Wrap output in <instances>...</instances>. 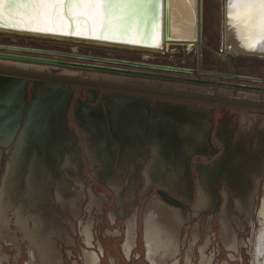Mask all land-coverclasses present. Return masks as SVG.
<instances>
[{"label":"water","instance_id":"95a60500","mask_svg":"<svg viewBox=\"0 0 264 264\" xmlns=\"http://www.w3.org/2000/svg\"><path fill=\"white\" fill-rule=\"evenodd\" d=\"M224 2L227 4V0H224ZM155 8L156 6L153 5V12H155ZM168 10V0H162L158 31L154 28L155 21L153 19L147 21L140 19L133 22L130 30L132 35L136 37L135 43L121 42L119 35L114 39L110 38L102 41L92 40L86 36H63L69 37V39L61 40L52 37V35H62L50 32H31L26 30V25L13 27L5 21L3 26H0V58L264 93V86L260 85L264 83V52L262 51L227 54L228 70L203 67L200 51L197 52L194 58V64L187 63V58H185L186 62L174 60L171 56L173 54L168 53L174 47L169 45L174 43L180 46L182 39L175 38L169 30L171 18L166 16ZM5 30H11V32ZM28 33L52 35L46 37ZM141 36L145 38L140 39ZM197 37L199 41L201 38L206 41L203 30H197ZM19 39H24L25 42H19ZM34 39L65 44L77 43L88 47L104 48L113 51V53H91V51L80 53L69 50H56L53 49L54 47L29 43ZM163 40H165V44H163ZM157 42H160L158 47L154 46L158 44ZM188 47L189 44L186 45V49ZM223 47L221 31L218 37L220 52L223 51ZM259 47L260 45H257V48ZM163 48H165V51ZM4 50L23 53H12ZM133 52L147 57L135 59L127 56V53ZM35 54L83 58L113 64V66L61 60ZM159 57L170 59L159 60ZM233 59L251 61V63L256 61L261 64L263 71L260 74L248 72L238 66ZM168 72L185 74L196 72L197 76H182ZM201 75L212 77V79L202 78ZM218 78L222 80H218ZM29 82H32V86L28 89ZM77 86H82L84 90L82 95L76 96L72 104ZM82 97L85 99L83 100ZM167 97L179 99L184 97L186 100L195 99L197 101L185 102L171 100ZM155 98L163 100L157 101ZM202 101L208 102L207 104H211L214 108L215 104L227 103L264 109V102L240 99L232 95L219 97L213 96L211 93H189L130 83L60 77L0 66V171L4 164L3 147L8 148L16 143L20 144L21 147L20 154L16 153V163L23 166L22 174L27 171L30 160H32L30 170L33 166L42 165V161L47 162V164L50 163L48 162L50 159L47 161V151L50 146H52L55 153L50 158L52 162L57 163V166L60 161L56 160V156L60 150H63L66 158L72 147L80 151L76 135L68 126V112L71 105L70 115L80 129L88 160L90 162L92 157L95 166L115 172L124 152L127 155L124 161H127V163L130 161L142 163L145 171L152 157L165 151L172 158H177L178 165L181 159H187L189 165L190 157L196 154L204 156L212 145L213 118L212 115H210V118L206 115L203 116L202 109L197 106ZM160 103L163 106V111L158 108ZM88 137L95 141V154L92 153V149L89 147ZM12 152L7 164L13 157ZM23 152L24 156H21ZM41 153L43 157L40 156ZM34 158L36 159L35 163H33ZM44 163L41 167L42 170L40 169L42 176L48 174L43 172L44 170H49L47 164L44 165ZM171 165L170 161L169 166ZM7 172L8 166L3 175V184ZM51 176L53 177L54 174ZM158 193L168 203L181 206L184 204L181 202L183 198L173 194L168 188L158 189ZM175 195L181 198L180 201L176 200Z\"/></svg>","mask_w":264,"mask_h":264},{"label":"flooded vegetation","instance_id":"af4514ba","mask_svg":"<svg viewBox=\"0 0 264 264\" xmlns=\"http://www.w3.org/2000/svg\"><path fill=\"white\" fill-rule=\"evenodd\" d=\"M31 86H32V82H29L28 88H30ZM76 94L77 91L75 90L72 104L77 96ZM82 99L84 100L85 98L82 97ZM221 104L227 105V103H221ZM234 109L235 108H233L231 111L232 115L237 113V111L236 112L233 111ZM245 111L249 112V111H259V110L245 108ZM259 112L264 115V110H261ZM214 114H215V109L213 116ZM68 119H69L68 120L69 127L70 128L74 127L73 125L75 123L73 122L70 113H68ZM230 120H231L230 115H225L223 117V120H221L219 123V128L218 131L216 132V135L214 136L212 134L211 148L206 151V154L204 155L205 157L203 156L204 158H206V160L200 159V162H197L196 164L197 166L194 165V167L192 165V160L197 157L201 158L202 156L196 154L190 157L189 165L187 164V161L185 159L184 160L181 159L179 161L180 168L179 167L178 168L180 169L181 174H179V180L175 182L173 181L172 186L173 188H176L175 194L183 198V199L179 197H177V199L175 198L178 201H180L179 199H181V202L184 203L183 206L178 204H173L175 206H178L176 208L175 206L165 202L166 200L163 198L165 200L164 201L165 204H167L168 206L174 209V216L175 215L178 216L176 228L179 234L177 235V239H176L177 244L175 243L173 245V250H174L173 264H181L184 258L182 248L186 247L187 243L184 241V238L186 237H183V232H184V226L187 223H190L191 230L188 229L187 232L189 231L188 234L189 235L191 234V238L189 242V248L186 250L185 264H197L196 260H198V258H200L199 264H219V262H217V258H218L217 256L218 253L222 252L220 251L221 248H219L218 250L210 251V253L208 252V250L210 249L209 247L213 244L214 241H217L220 247L223 246L226 249L228 248L230 250L235 251L238 256L229 253V255L232 258L236 256L239 260H242L241 250H243L244 247H248L251 243V241H249L248 239V236L247 237L245 236L247 234V229L250 227V225H251L250 229H252L253 227L251 224V220H253V217L257 212L260 192L263 191L262 184L264 186V182L262 183V180L264 179V137H263L264 124L262 123V121L259 120L255 121L253 119L252 120L247 119L243 121L242 119L244 124L242 127V131L240 132V135H238L240 123L239 124L234 123L233 125H230ZM71 124L73 125L71 126ZM217 137L220 139L221 147L217 146L215 142V138L216 140H218ZM89 143L90 141L88 140V144ZM77 144L79 145L80 151H78L77 149L75 153L76 155L73 154V149L75 147H72L71 151L67 154V158L65 154H63V150H60V152H58L56 156L57 157L56 160L60 161L58 165V171H55L56 169L54 170V168L57 167V163L52 162L50 158V156L55 155L54 150L52 149V146L48 144V146H50L51 149L48 148L47 161L50 159V161H48L50 163L47 164V162L46 163H44V161L41 162L42 165L43 163L44 165L47 164L49 170H44L43 172H46L48 174L42 176L43 175L41 174L42 165L33 166L32 170H30L29 167L32 162V160H30L27 171L25 173V177L29 175L28 176L29 182L28 184H26L24 179L22 180L21 189L23 191L19 189L20 187L18 186L19 182H15L14 185L15 187L13 192H14V197H16L18 200H15L16 202L15 208L13 207V211L10 212L13 213H15V211L20 212L19 216L21 218H25L29 216L28 219L29 220L31 219L29 223L34 222L33 218L37 219V221L39 222L37 224L38 233L31 235L32 227L30 226L28 228L29 230L27 231L28 232L27 234L32 239V240L29 239V241L40 242L46 240L45 238L48 237L53 238L55 235L59 234L62 236L64 234L66 235L65 238L67 240L69 239L68 243L74 242L70 232L67 231V228L65 226L62 225V228H64V230L60 229L58 225L56 226V224H58L57 222L60 223L59 220L60 218L61 219L71 218L70 216H73L74 212L69 211L71 209V207L69 206L63 209L66 210L64 213L56 212L59 208L57 207L58 202L62 201V204L65 201L67 202L68 201L67 198L70 197L69 195L70 192H74L81 197L79 199L81 201L76 202L79 203L77 207H79L80 209L83 208L90 201H92L91 199H89L91 197L93 199L92 202H94L93 215L95 210L96 216L99 218V220L102 218L101 217L102 212H104L105 209L104 205L107 202H110L111 200L112 196L110 195L109 192L99 194L96 192V188H95L96 185L87 182V179L85 178L86 172L84 169L85 167L84 153L86 152V150L84 152L85 143L83 142L81 145V142L79 141ZM10 147L11 150H13V145H11ZM18 150H19V146H18ZM20 151L21 150H19V152ZM40 156L43 157V154L41 153ZM6 158H8V156H6ZM33 160H34L33 163H35L36 159L34 158ZM62 161H65L64 165H62L63 163ZM94 165L95 162L93 160L90 161V167L92 168L94 167ZM128 165L129 163H127L126 168L124 166L122 167V169L120 168L121 171H123V175L120 174L117 180L114 179V177H112L113 170L108 169L107 171L108 175L110 174L112 175L108 178V181H105L103 177L101 178L99 176L98 172L101 168L95 170L94 172L97 178L102 181H105L110 188L113 186L114 188L119 187L121 189L120 190L119 188L118 189L115 188V190H113L116 192V198L113 197V200L116 202V207L118 206L117 201L119 200L123 192L127 190V188H129L130 186H139L137 193H139L142 199H144V197L146 196V194L149 192L150 189H155L154 190L155 193L151 197L144 199L145 203L144 201L143 202L140 201L142 209L139 210L138 224H140L141 226L142 235H140V230L138 228L139 235L137 234V236L135 237L136 241L134 240L135 238H133V241L136 242L135 246L132 249L133 252L131 254L132 255L131 258L133 262L129 263L124 258V261H127L129 264H136L135 261L138 258H140V256L143 254L142 252L137 251V249L139 248V241L143 252L144 249L146 248L144 242V236H143L144 234L143 214L146 213L147 211L145 206L147 207L148 201L159 196V194L156 193L157 187L147 188V186H164V184L157 182L148 183L146 176L143 174V169L140 171V174H142L141 175L142 179L140 183L137 181V176H136V181L138 183L132 180L125 182V175H126L125 172L129 170ZM88 166L89 164H87V168ZM4 168L5 165L3 166L1 171L0 184H1V177L4 173ZM178 168H173V173H175L176 169ZM53 174L54 176L52 177L51 175ZM156 181L159 180L157 179ZM86 186L89 187L88 190ZM90 186H92L93 189H91ZM142 186H144V188L140 191ZM143 190H145L144 191L145 193L141 194ZM135 195L137 196V194ZM19 196L20 197L22 196L23 199H20ZM28 196H33L34 200L31 203L27 202V204L24 205L23 202L21 201H24V198H28ZM35 196L44 197V198L42 202H39L41 201V199H38ZM1 197H3V192L0 195V200ZM59 197H61L60 200H58ZM7 200H10V198H7V196H5L4 201ZM0 202H2V200ZM48 205L49 207L51 206L53 207L50 209L46 207ZM44 206L46 209H44ZM0 207H1V203H0ZM87 207L88 209L87 208L86 209L89 210L90 214L87 211L84 212L87 214V216L92 215V212L90 211V205H88ZM50 211L51 212L53 211V213L50 214ZM112 211L109 213V217L110 214H112ZM68 212H71V214H69ZM130 215L132 214L129 213V215L127 216L123 214L119 215L122 217L123 221L125 222L124 225L126 226V228L123 231L120 230L121 232L119 233L120 236H124L122 243H124V238L125 239L127 238L126 231H127L128 223L126 221H127V217L128 219L131 218ZM74 217L76 220L80 222V219L83 216L81 213H79V216L77 215ZM44 221H46L47 223L53 222V224L55 225L48 232L42 231L40 227L42 226L41 222ZM130 222L137 227V224L133 220L130 219ZM33 229L36 228L33 227ZM204 230L205 233L203 235ZM123 232L124 235H122ZM43 233H45L44 234L45 236H42ZM109 233L110 234H106L107 235L106 238L111 240V242H114L112 243V245H114L116 243L114 239V235L111 234L112 232ZM119 235L115 234L116 236L115 238L119 237ZM201 239L202 240L205 239L204 244L198 248V252H197V246L200 243ZM118 243L119 241H117V244ZM93 248H95V250H99L98 247L96 246H93ZM103 250L105 251V248ZM84 251H86L85 247L83 252ZM110 251L112 252L111 257L114 259L112 261L115 264H117L116 262H118L119 264H126V262L122 263L120 257L117 254H115L117 250L115 249L114 246L112 250L110 249ZM195 257L196 260H194ZM83 260H85L86 264H88V261L85 258H83ZM202 261H204V263H201ZM222 264H230V263L225 260Z\"/></svg>","mask_w":264,"mask_h":264},{"label":"bare ground","instance_id":"6f19581e","mask_svg":"<svg viewBox=\"0 0 264 264\" xmlns=\"http://www.w3.org/2000/svg\"><path fill=\"white\" fill-rule=\"evenodd\" d=\"M169 7H171V17H170L171 23H170L169 30H171V33H173V36L175 38L182 39L180 46L176 45L174 43H171V45H169L170 47L172 45H173L172 47H174L173 49L168 51L169 54L170 53L173 54V55H171L173 58H175V56H177L180 52H183V56H182L183 59L195 58L196 55L194 53H191V51L194 49V46H195L197 52L198 51L201 52L202 65H203V67L205 66V64H204L205 54L202 51V49L204 48V44H205L204 42L205 41H203V38H201L200 41L198 40L197 30H203L204 37L209 36V38L215 36L216 30H218L217 34L219 37L220 33L222 31L224 47H223V51H222L223 54L221 55V57L225 58V60H226L225 62H227V54L250 52L249 50H247L243 46L244 41L241 39V33L238 31L237 28L232 27V25L228 22L227 4L224 2V0H195L194 4H192V7L195 9V13H194V15L191 16L190 19L186 14L183 5L180 3H177L176 0H174V2ZM217 7H218V12H217ZM5 31L11 32V30H5ZM28 34H32V35H36V36H46V37H50L52 35V34L49 35V34H39V33H28ZM52 37L59 38L61 40L69 39V37L56 36V35H52ZM19 42L24 43L25 41H24V39H19ZM48 42L49 43H55L56 45L55 46L53 45L52 47H54L53 49H56V50L61 49L62 51L69 50V51L80 52V53H85V51H91V53L92 52L93 53H105V54L106 53H113V51L107 50L104 48L88 47V46H84L82 44H77V43L65 44V43H58V42H53V41H43V40H37V39H34L33 41H29V43H32V44L37 43V44H40L42 46H45V45H43V43H48ZM59 44H62V45L59 46ZM158 44H160V42ZM163 44H165V40H163ZM188 44H189V47H188V49H186V45H188ZM229 46H231V48H229ZM163 50L165 51V48H163ZM4 51L12 52V53H19V54L23 53L20 51L18 52V51H11V50H4ZM35 55L57 58V59H61V60H69V61H76V62H91L94 64H103V65L113 66V64H107L104 62L92 61V60H87V59H83V58H70V57L61 56V55H47V54H35ZM124 55H126V54H124ZM127 56L133 57L135 59L139 58V57H147L146 55H141L140 53H135V52L127 53ZM190 56H193V57H190ZM207 59H210V57ZM174 60H176V59H174ZM178 60L180 61V59H178ZM233 61H236L238 66L243 67V68L245 67V69L250 67L249 68V69H251L250 71L254 72L256 74L257 73L260 74L263 71L261 64H258L256 61L255 62L253 61V63H251V61L238 60V59H233ZM212 62H215L213 60V58H212ZM0 66L16 68V69H19L22 71H34V72H39V73H47V74L54 75V76L70 77V78H76V77L77 78H83L82 75L84 76L85 74H87L86 76L90 77L89 79H91V77L92 78H99V80H97V81H106V82H112L113 81V82L130 83L131 84L134 82L143 81L141 79V77H137V78L132 77L131 78V76H128V75L113 74L110 72L109 73H107V72H96V71H92V70H91L92 72H86L85 70L83 71V69L81 71H77V70H71V69L64 68L67 66L59 67L61 65L26 62V61H21V60H12V59H5V58H0ZM118 66L127 67V66H122V65H118ZM70 68H72V67H70ZM146 70H150V69H146ZM151 71L167 73L165 71H159V70H151ZM168 73L179 74L182 76H190V77H196L197 76L196 72L191 73V74H185V73H181V72H168ZM194 75H196V76H194ZM201 76H203V75H201ZM202 78H207V77L203 76ZM208 79H210V78L208 77ZM151 82L154 83V80ZM155 83H157L159 85L160 84L161 85H167V83H163V82H161V80L157 81ZM175 85L178 87H181L177 84H175ZM260 85L264 86V83H261ZM192 88H193V86H192ZM181 91H187V89L182 88ZM226 91H227L226 96L231 95L228 90H226ZM189 93H191V92H189ZM192 93H197V92H192ZM204 93L205 94L211 93L213 96L223 97V96L218 94L219 92L217 93L216 91L211 92L210 90L209 91L206 90ZM236 93H237V90H236ZM242 93H244V94L241 96H245V97H249V98L254 97V96H251L250 95L251 93L249 94L247 91L246 92L242 91ZM261 93H263V92H260V94ZM201 94H203V93H201ZM262 97H264V95ZM262 97H261V99H262ZM167 98L171 99V100H180V101H185V102L193 101V100H186V99H181V98L179 99L176 97H167ZM239 98L244 99L242 97H239ZM155 99L157 101L163 100L160 98H155ZM245 100H249V99H245ZM250 101H255V100H250ZM202 102H205V101H202ZM202 102L198 103L197 106H199L202 109L203 116L206 115V117L210 118V115H212V118H213V113H214V109H215L214 106H212L211 104H207L208 102H205V103H202ZM255 102H264V101H255ZM233 111L236 112V109H234ZM241 115H242L243 121L247 120V119H250V120L253 119L255 121H258V120L262 121V123L264 124V115L261 114L259 111L247 112V111H245V109H242ZM68 126H69V124H68ZM2 136H4V135H2ZM211 137H212V134H211ZM88 140L90 141L89 147L92 149V153L95 154V151H94L95 150V148H94V146H95L94 142L95 141L93 139H90L89 137H88ZM10 146L7 148L9 154H11V152H12ZM18 146H19V150H20L21 147L19 144L16 143L15 145H13V149H15V150H14V152H12V155H13L12 159L10 160L9 164H7V166H8L7 176L4 179V184L2 186H0V195L3 192V197H1L2 202H0L1 203V207H0V264H11L13 262H15L16 264H37L36 263L37 261L38 262L41 261L40 264H63L62 253L57 251L55 241L52 240L54 243L53 245L48 244L52 238L48 237L47 240L40 241V242L29 241V239H31V238L28 236L27 231L29 230L28 228L30 226L32 227L31 235L38 233L37 224L39 222L37 221V219L33 218L34 222L32 224H30L31 222L29 223V221L31 219L30 220L28 219L27 223L25 224L23 221H21V219L19 220V216H18L19 213L18 212H16V211H15V213L12 212L14 217H11L9 214L10 210L13 211V207L15 208V203H16L15 200H18L16 197H14V192H13L14 187H15L14 186L15 182H19L18 186H20L19 189L21 191H23L21 189L22 180L25 179L26 184H28V182H29V178H28L29 175H27L25 177L26 172L24 174H22L23 166H20V163L19 164L16 163V153L20 154V152L18 150ZM70 151H71V149H70ZM164 153L160 152V153L155 154L152 157L151 161L148 162L149 164H148V167L146 166L145 171H144V166L142 163H138L136 161H135L136 163H133L132 161H130L129 165H128L129 166L128 171L130 172V175H129V178L127 181H130V180L136 181V176H137V181L140 183V181L142 179V176H141L142 174H140V171L143 169L144 175L146 176L148 183H152V182L155 183V181L157 179L160 182L164 183V186H147V188H150V187L151 188L157 187V189H167L168 188L169 190H171L173 192V194H175L176 188H173L172 185H173V181L175 182V181L179 180V174H181V171L179 169L180 166H179V168L177 167V158H175V157L172 158L171 155L166 153V151ZM21 156H24V152ZM126 156L127 155L123 152L122 153V159L119 162L117 170L115 172H112L113 176L111 174L110 175L107 174V171H108L107 168L100 169L98 172L99 176L101 178L103 177L105 181H108V178L110 176L114 177V179L117 180L119 178L120 174L123 175V171H121L122 167L124 166L126 168L127 161H124V159H126ZM90 160L92 161V157L90 158ZM170 161L172 163L171 166H169ZM4 165L5 164H3V166ZM179 165H180V162H179ZM173 168H178V169H176L177 173L176 172L173 173ZM163 170L165 171V173H162ZM167 170H170V172H168ZM1 171H2V169H1ZM1 171H0V176H1ZM128 171H126L125 173H127ZM4 173H5V171H4ZM2 179H3V175L1 177V180ZM90 187H91V189H93L92 186H90ZM111 188H113V190H115V188L118 189L119 187L114 188L112 186ZM138 188H139V186H130L129 188H127V190H125L123 192V194L121 195V197L117 201V203H118L117 208L112 211V214H110L111 215L110 217L113 220L115 218H117L119 215L123 214V215L127 216V215H129V213L131 214L133 211L138 210L136 218H138L137 221H139V210L142 209L141 204H140L142 197H140L139 193H137ZM9 191H11V192H9ZM144 191L145 190H143L141 192V194H144L145 193ZM135 194H137V196ZM69 195H70V197L67 198L68 201L63 202V204L61 205V208L65 209L68 206L71 207V209L69 211L74 212L73 216H77V215L79 216V213L82 214L83 217L81 219L80 218H78V219H80V223H81L80 229L83 233V238H84L85 244H87V247H85V250L90 253L89 255H91V254L94 256L96 255L97 261H98V262L97 261L96 262L98 264H102L103 263L102 259L105 258L106 253L103 250L104 247H103V244L101 242H99L98 245L95 244L97 241V236H95L94 229L98 230V228H96L95 225H96L97 221L99 223H100V221L96 215H93V206H94V202H92L93 199L90 197L89 199H91L92 201H90L88 203V205H90V211L92 212V215L87 216V214L84 212V207L81 209L79 207H77L79 203H76V202L81 201V200H79L81 197L74 192H70ZM5 196H7V198H10V200L4 201ZM138 196H139V198H138ZM60 198L61 197H59L58 200H60ZM160 198L158 196V197H155V198L151 199L150 201H148L147 207L145 206L147 211H146V213L143 214V231H144L143 236H144V242H145L146 248L144 249V252L140 256V258H141V260L143 259V261H145L146 264H158L159 259L165 260L168 258L170 251L174 255L173 247L170 248V239H171L170 234L172 232L170 221H171V218L173 220L174 209L172 207L168 206L167 204H165L166 201L163 198H161V199ZM20 199H23L22 196L20 197ZM260 199H261V202H260ZM63 201H64V198H63ZM21 202H23L24 205L27 204V202H28L27 198H24V201H21ZM145 208H144V210H145ZM33 210H34V208H33ZM51 213H53V211L52 212L50 211V214ZM68 213L71 214V212H68ZM34 214H35V212H34ZM256 215H258V219L260 220V223H259L260 226H259V229L257 230L256 229L257 228L256 221L251 220V224L253 226L251 229L252 237H253L252 238V244L250 246L252 249L251 250V255H252L251 260H252V264H264V187H263V191L260 192L259 202H258V206H257V212H256L254 218H256ZM119 217H121V216H119ZM159 217H160V223H159ZM13 219L15 221H12ZM64 219L67 221L69 220V222L71 220V225H72V227H74V229L77 227V225L75 227V224L71 218H64ZM85 222H86V224H84ZM127 222H128L127 231H126L127 238L124 240V243L121 242L122 245L120 244V246H118L117 248H118V250H121L120 252L123 256V259L125 258L129 263H132L133 262V260L131 258V256H132L131 254L133 252L132 247H134V245L136 244V242H135L136 238L135 237L137 236V234L139 235L138 228L140 230V235H142V234H141L140 224H137V227L134 226V224L130 222V219H128V217H127ZM163 222L165 223V226H163V224H162ZM57 223L58 224H56V226L58 225V227H60V229H62V224L59 222H57ZM12 224H14V227L19 232L22 233L21 236L17 235V230H15L12 227ZM33 227L36 229H33ZM109 232H110L109 229H106V234H110ZM49 234H50V232H49ZM122 235H124V232L122 233ZM115 237L116 236L114 233V238ZM99 238H101V237H99ZM133 238H135L134 239L135 241H133ZM64 241H66V243H68L69 239L67 240L65 238ZM249 241H251V239H249ZM20 242L22 243V245L20 244ZM110 242H111V240H110ZM116 244H117V241H116ZM7 245H9V246L12 245L11 248L14 251L17 250L16 254H14L13 256H12V254H9L8 253L9 251L7 252L5 250V248H7ZM24 245H26L27 250H25ZM93 246L98 247L99 250H95V248H93ZM113 246H115V245H112V242H111V246H110L111 250H112ZM25 251L27 252L28 256H26V259L23 260L21 263L20 259L23 257ZM116 254H118V253L116 252ZM76 255H77V253H76ZM103 255H105V256H103ZM136 255H137V253H136ZM106 258H107V256H106ZM111 259L114 260L112 257H111ZM136 261H135V263H136ZM112 263H114V262L112 261ZM201 263H204V261H202Z\"/></svg>","mask_w":264,"mask_h":264},{"label":"snow or ice","instance_id":"6c2138e0","mask_svg":"<svg viewBox=\"0 0 264 264\" xmlns=\"http://www.w3.org/2000/svg\"><path fill=\"white\" fill-rule=\"evenodd\" d=\"M173 2L168 0L169 6ZM176 2L183 5L189 19L194 15L195 0ZM161 4L162 0H0V26L7 21L13 27L26 25L31 32L86 36L98 41L119 35L121 42L135 43L136 37L130 30L132 23L153 19L158 31ZM166 16L171 17V7ZM227 17L241 33L247 50L264 52V0H227Z\"/></svg>","mask_w":264,"mask_h":264},{"label":"rangeland","instance_id":"374dc122","mask_svg":"<svg viewBox=\"0 0 264 264\" xmlns=\"http://www.w3.org/2000/svg\"><path fill=\"white\" fill-rule=\"evenodd\" d=\"M217 12H218V7H217ZM218 30H216V33H215V36L214 37H210L209 38V36H206V41L204 42L205 44H204V48L202 49V51H203V53L205 54V60H204V64H205V66L206 67H210V66H207V65H213L214 63H216V62H212V58H213V60L214 61H220V57H221V55L223 54V52H220L219 51V49H218ZM43 45H45V46H50V47H52L53 45L55 46L56 44L55 43H43ZM62 44H59V46H61ZM64 49V48H63ZM211 50V51H210ZM215 52V53H214ZM191 53H194L195 55H197V50H196V47L194 46V49L191 51ZM209 55V56H208ZM183 52H180L177 56H175V58H173V59H176V60H178V59H180V61H183V62H186V60L185 59H183ZM190 57H193V56H190ZM210 57V59H207V58H209ZM168 59H170V58H168V57H159V60H168ZM179 61V60H178ZM194 58H191V59H188V61H187V63H190V64H194ZM219 65H222V66H224V68L223 69H225V70H228V66L227 65H224L223 63L222 64H219ZM59 67H62V66H59ZM64 68H67V69H71V70H77V71H81L82 69H79V68H70V67H64ZM250 67H248V68H246L245 69V67L243 68L242 67V69H244V70H246V71H250L251 69H249ZM249 69V70H248ZM86 71V72H92V71H96V70H86V69H83V71ZM96 72H102V71H96ZM107 73H109V72H107ZM113 74H115V73H113ZM87 74H85L84 76L82 75V77L84 78H90V77H87L86 76ZM194 76H196V75H194ZM132 77H135V76H131V78ZM201 77H203V76H201ZM137 78V77H136ZM210 79H212V77H209ZM91 79L92 80H99V78H92L91 77ZM140 79V78H139ZM141 79L143 80V81H138V82H134V83H131V84H134V85H142L143 83L144 84H147V85H154V84H157V83H155V82H157V81H160L161 79H153L154 80V83H152L151 81H153L151 78H143V77H141ZM207 79H208V77H207ZM149 80V81H148ZM218 80H222L221 78H218ZM147 81V82H146ZM149 82V83H148ZM161 82H163V83H167V85L169 84V85H171V86H173V87H176V88H191V89H196L197 91H211V92H219L218 94L219 95H221V96H223V97H225L226 95H227V91L226 90H228L229 92H230V94L232 95V96H235V97H242V98H244L245 96H241V95H243L244 93H242V91L243 92H246L247 90H241V89H235V88H227L226 89V87H216V86H211V85H201V84H194V83H188V82H182V81H169V80H161ZM143 84V85H144ZM175 84H177V85H179V86H181V87H178V86H176ZM183 85V86H182ZM186 87H185V86ZM160 86H162V85H160ZM192 86H193V88H192ZM198 88H196V87ZM205 86V87H204ZM204 89V90H203ZM83 90H84V88L82 87V86H77V88H76V91H77V96H80V95H82V93H83ZM235 90V91H234ZM236 90H237V93H236ZM233 92V93H232ZM251 96H254V97H245L244 99H249V100H255V101H264V97H262L263 95H264V93H261L260 94V92H255V91H247ZM192 93V92H191ZM235 93V94H234ZM259 93V94H258ZM238 95V96H237ZM260 95V96H259ZM261 97H262V99H261ZM252 98V99H251ZM181 99H185L184 97H181ZM189 100H193V99H189ZM193 101H197V100H193ZM71 107H72V105H71ZM71 107H70V109H69V112L68 113H70V111H71ZM233 108H235L236 109V111H237V113H235L234 115H232L231 114V111H232V109ZM245 109V108H247V109H253V110H259V111H261V110H264V109H262V108H259V107H253V106H249V105H231V104H215V114H214V116H213V128H212V134L215 136V133L218 131V128H219V123H220V121L221 120H223V117L225 116V115H230V125H233L234 123H237V124H239L240 123V125H239V133H238V135H240V132L242 131V127H243V124H244V122L242 121V116H241V109ZM73 122L77 125V123L73 120ZM259 124H260V122H259ZM217 139L219 140H216V138H215V142H216V144H217V146H219V147H221V142H220V139L217 137ZM83 143V142H82ZM83 147H84V144H83ZM3 150H4V164H5V168H4V171H6V169H7V163H8V160H9V156H10V154L8 153V150H7V148H4L3 147ZM84 152H85V149H84ZM76 153V148H74L73 149V154L74 155H76L75 154ZM63 154H65V153H63ZM66 155V154H65ZM84 155H85V157H84V160H85V167H84V169H85V172H86V174H85V178L87 179V182L88 183H91V184H95L96 186H95V188H96V192L97 193H99V194H101V193H106V192H109L110 193V195L112 196L111 197V200H110V202H107L105 205H104V207H105V209H104V212H102V218L99 220L101 223H99L98 221L96 222V228H98V230L97 229H94V232H95V236H97V241H96V243L95 244H97L98 245V243L99 242H101L102 244H103V247L105 248V253H106V256H107V258H105V259H102L103 260V264H114V263H112L111 261H112V259H111V251H110V246H111V242H110V240L108 239V238H106L105 236H106V229H111V230H117V229H121V231H123L125 228H126V226L124 225V221L122 220V219H119L115 224H111V222H110V219H109V213L112 211V210H114V209H116L117 207H116V202L113 200V197H115L116 198V192L115 191H113V189L112 188H110L109 187V185L105 182V181H102V180H100V179H98L97 178V176H96V174H95V170H97V169H99V167L98 166H95L94 165V167H90V162H89V160H88V156H87V154H86V152L84 153ZM6 156H8V158H6ZM201 156V155H200ZM205 157V156H204ZM203 156L200 158V157H197V158H195V159H193L192 160V165H193V167H194V165H196L197 164V162H200V159H203V160H206V158H204ZM6 158V159H5ZM194 161V162H193ZM63 163H62V165H64V163H65V161H62ZM87 164H89V166H88V168H87ZM197 166V165H196ZM177 167H179V165L177 164ZM145 168V167H144ZM56 169V170H55ZM54 170L55 171H58V166L57 167H55L54 168ZM65 170V169H64ZM166 170V169H165ZM168 172H170V170H167ZM162 173H165V171L163 170V172ZM176 173H177V171H176ZM4 175V174H3ZM129 175H130V172L128 171L127 173H126V175H125V182H127V180H128V178H129ZM24 181H25V179H24ZM264 182V179L262 180V183ZM24 184V183H23ZM3 185V180H1V184H0V186H2ZM263 184H262V189H263ZM86 188H87V190H88V186H86ZM144 188V186H142L141 187V189H140V191L142 190ZM155 189H150L149 190V192L146 194V196L144 197V199L145 198H148V197H151L154 193H155V191H154ZM158 189H156V193H158V191H157ZM111 191H113V192H111ZM139 191V192H140ZM159 194V193H158ZM263 194V193H262ZM109 195V196H110ZM159 196H160V194H159ZM176 196V195H175ZM36 197V196H35ZM160 197H162V196H160ZM176 197H178V196H176ZM36 198H38V199H41V201H39V202H42V200H43V198L44 197H36ZM35 198V199H36ZM163 198V197H162ZM28 202L29 203H31L33 200H34V197L33 196H28ZM144 199H141V201L143 202L144 201ZM38 201V200H37ZM167 202V201H166ZM260 202H261V199H260ZM62 204V201L61 202H58V205H57V207H59L58 208V210L56 211L57 213H59V212H65L66 210H63L62 208H61V204ZM145 203V202H144ZM143 203V204H144ZM169 204H171V203H169ZM171 205H173V204H171ZM32 206V205H31ZM87 206H88V204H86L85 206H84V211L86 212H88L89 213V210H87L88 208H87ZM173 206H175V205H173ZM46 207H48L49 208V205L48 206H46ZM52 207V206H51ZM51 207H50V209H51ZM176 208L178 207V206H175ZM87 208V209H86ZM101 208H103V207H101ZM44 209H46L45 208V206H44ZM10 211H12V210H10ZM187 211V210H186ZM18 212V211H17ZM19 213V215H20V212H18ZM45 213H48V212H45ZM10 214V216L11 217H14L13 216V213L12 212H10L9 213ZM177 214H178V212H177ZM18 215V216H19ZM94 215H96V212H95V210H94ZM89 216V215H88ZM159 216V215H158ZM71 217V219H72V221L74 222V224H75V227H76V225H77V227L74 229V227H72V225H71V222H69V220L67 221V220H64L63 218L61 219H59L60 220V223H62V225L63 226H65L66 228H67V231H69L70 232V234H71V236H72V238H73V241L74 242H71V243H66V241H64L65 240V237H66V235H55L52 239H51V241H49V243L48 244H50V245H53L54 243H53V241H55V243H56V249H57V251L58 252H60V253H62V260H63V264H86V261L85 260H83V258H85L87 261H88V264L90 263V264H98L97 262V257H96V255L94 256V255H89L90 253L89 252H87V251H84L83 252V250H84V247H86V244H85V241H84V238H83V235H82V231H81V229H80V222L79 221H77L76 219H75V217L74 216H70ZM21 219V221H23L25 224L27 223V220H28V218L27 217H25V218H21L20 216H19V220ZM12 221H15L14 219L12 220ZM172 221V222H171ZM171 221H170V225H171V234H170V237H171V239H170V248L171 247H173V245L176 243V239H177V235L179 234V232H178V230H177V221H178V216L177 215H175L174 217H173V220H172V218H171ZM253 221H254V217H253ZM255 221H256V226H257V230L259 229V226H260V220L258 219V215H257V217L255 218ZM42 224V226L40 227V229L42 230V231H45V232H48V231H50L51 230V228L53 227V222H50V223H47L46 221H44V223L43 222H41ZM159 223H160V217H159ZM32 224V223H31ZM84 224H86V222L84 223ZM163 224V226H165V223L163 222L162 223ZM12 227L15 229V230H17L15 227H14V224H12ZM50 227V228H49ZM251 225H250V227L247 229V234H246V236L245 237H247L248 236V239H251V243H250V245L248 246V247H244L243 248V250H241V256H242V260H239L236 256L234 257V258H232L230 255H229V253H231L232 255H237L236 254V252L235 251H233V250H230V249H226V248H224L223 246H219V243L217 242V241H214L213 242V244L209 247L210 249L208 250V252L210 253V251H214V250H218L219 248H221V250L220 251H222V252H220V253H218V258H217V262H219V264H222L225 260L226 261H228L230 264H252V255H251V244H252V231H251ZM63 230H64V228H62ZM188 229H190V223H187V224H185V226H184V232H183V237H186V238H184V241L187 243V246L186 247H183L182 248V250H183V254H184V258H183V260H182V263L181 264H185V256H186V250L189 248V242H190V238H191V234L189 235L188 233H189V231L187 232V230ZM102 230V231H101ZM191 230V229H190ZM249 232V233H248ZM191 233V232H190ZM204 233H205V230H204V232H203V235H204ZM21 232H19L18 230H17V235L18 236H21ZM45 234V233H44ZM43 234V236H45ZM99 237H101V238H99ZM123 237L124 236H120L119 235V237H117V238H114L116 241H119V243H118V245L115 243L114 245V247H115V249L117 250V252H118V256L120 257V259H121V262L122 263H125L126 262V264L128 263L127 261H124V259H123V257H122V254H121V250H118V246H120V244H121V242L123 241ZM46 240L48 239V238H45ZM99 239V240H98ZM53 240V241H52ZM124 240H125V238H124ZM204 240L205 239H201L200 240V243L198 244V246H197V252H198V248L201 246V245H203L204 244ZM113 243V242H112ZM20 244L22 245V243L20 242ZM177 244V243H176ZM59 246V247H58ZM12 245H7V248H5V250L9 253V254H12V256L14 255V254H16V252H17V250H13L12 248ZM25 250H27L26 249V245H25ZM62 250V251H61ZM137 251H140V252H142L143 253V250H142V247H141V244H140V241H139V248L137 249ZM76 253H77V255H76ZM116 254V253H115ZM86 257H85V256ZM199 255V254H198ZM26 256H28V254H27V252L25 251L24 252V255H23V257L20 259V262L22 263V261L23 260H25L26 259ZM238 256V255H237ZM88 258V259H87ZM103 258V257H102ZM110 258V259H109ZM194 260H196V257H195V259ZM14 261V260H13ZM12 261V262H13ZM65 261V262H64ZM68 261V262H67ZM97 261V262H96ZM199 261H200V258H198V260H196V262H197V264H199ZM41 262V261H40ZM40 262H36L37 264H40ZM247 262V263H246ZM117 264H119L118 262H116ZM11 264H16L15 262H13V263H11ZM129 264V263H128ZM136 264H146V262L145 261H143V259L141 260V258H138L137 259V261H136ZM158 264H173V253L170 251V254L168 255V258L167 259H165V260H163V259H159L158 260Z\"/></svg>","mask_w":264,"mask_h":264},{"label":"crops","instance_id":"0c3cea01","mask_svg":"<svg viewBox=\"0 0 264 264\" xmlns=\"http://www.w3.org/2000/svg\"><path fill=\"white\" fill-rule=\"evenodd\" d=\"M221 59H220V61L218 62H216L217 64H213V65H207V66H210V67H216L217 69H223L224 68V66H222V65H219V64H224V65H227V62H225L226 60H225V58H222V57H220ZM224 59V60H223ZM228 66V65H227ZM204 67H206V66H204ZM225 70V69H224ZM113 82V81H112ZM161 85V84H160ZM159 84H154V86L153 85H141V86H145V87H152V88H159V87H161V88H163V89H167V90H179V91H181L182 90V88H176V87H173V86H171V85H162V86H160ZM187 89V91L188 92H197V93H203V94H205L204 92L205 91H196L195 89H191V88H186ZM177 90V91H178ZM186 91V92H187ZM153 97H155V96H153ZM154 108L156 109V107L154 106ZM158 108H159V110H161V111H163V106H162V104L160 103L159 105H158ZM73 124H71V126H72ZM74 127H72L71 128V130L74 132V131H76V132H74L75 133V135H76V138H77V142H81V145H82V142H84V139H83V137H82V135H81V132H80V129H79V127L76 125V124H74L73 125ZM137 182V181H136ZM161 183V184H164V183H162V182H160V181H155V183ZM138 183V182H137ZM137 212H138V210H136V211H133L131 214L132 215H130L131 216V220H133L136 224H138V221H137V218H136V215H137ZM135 216H134V215ZM111 216V215H110ZM133 216V217H132ZM109 219H110V222H111V224H115L119 219H122V217H117V218H115L114 220L111 218V217H109ZM123 220V219H122ZM127 222V221H126ZM128 223V222H127ZM109 231L110 232H112L111 234H113L114 235V233L115 234H117V235H119V233H120V229H117V230H111V229H109ZM135 246V245H134ZM133 248V247H132ZM131 248V249H132Z\"/></svg>","mask_w":264,"mask_h":264}]
</instances>
